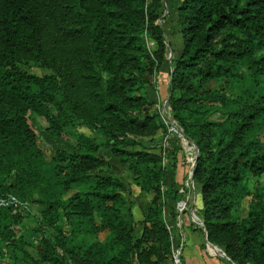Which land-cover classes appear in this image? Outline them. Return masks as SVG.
I'll use <instances>...</instances> for the list:
<instances>
[{"label": "trees", "instance_id": "obj_1", "mask_svg": "<svg viewBox=\"0 0 264 264\" xmlns=\"http://www.w3.org/2000/svg\"><path fill=\"white\" fill-rule=\"evenodd\" d=\"M164 2L182 39L169 60ZM27 62L44 71H27ZM168 63L170 116L198 148L193 179L207 240L236 264H264V183L250 188L246 180L264 173V92H224L233 79L243 86L258 79L264 88V0H0V248L28 245L23 258L31 264L170 257L163 216L170 191L162 189L157 150L168 124L148 97ZM34 115L53 136L70 126L89 132L48 156ZM179 139L169 135L174 150ZM100 147L125 170L100 171L108 163ZM130 183L150 195L139 220ZM37 188L46 198L36 200L38 213H25L26 225L8 197ZM247 195L246 213L235 215L234 203ZM82 226L105 239L76 240Z\"/></svg>", "mask_w": 264, "mask_h": 264}, {"label": "rangeland", "instance_id": "obj_2", "mask_svg": "<svg viewBox=\"0 0 264 264\" xmlns=\"http://www.w3.org/2000/svg\"><path fill=\"white\" fill-rule=\"evenodd\" d=\"M166 4L167 2L166 3L164 2L163 13H162L161 19L159 20H162V26H163L165 36H166V45H167L166 53H167V56L169 57L172 53L171 51L172 48L170 47L169 42L173 45H178V48H181L182 39H181L180 33L178 32V26L175 21V16L173 15V7H171L172 5L168 7L166 6ZM147 44L150 48H153L155 46V42L153 40H147ZM23 66L27 71L35 72L38 74L44 71L43 69L36 67L32 62H27L23 64ZM152 81L154 83V86H152L153 88H151V90L153 89L156 94L155 97H152V99H150L151 101H153V107L158 109V113L161 119L164 120L168 124V127L171 126L169 123V120H171L173 123H175L179 127V130L182 131L181 126L174 119L171 118L170 107L167 104V99L170 94L169 73H161L160 70L156 71L153 76ZM160 82L163 83L162 92L160 91V88H159ZM247 91H250V92L256 91L257 93H262L264 92V88L258 79L245 82V86H243L242 82H240L239 80L233 79L227 84V86L224 87V92L230 98H234V97L241 98L244 94H246ZM153 98L155 99L153 100ZM33 119H34V122L36 124L37 130L39 133L40 145L43 147L45 153L48 154V156L52 155V147H60V148L62 147L66 149H72L73 146L75 145L76 134L79 133V130H83L84 132H89L87 131L85 127H82V126L81 127L80 126H72V127L70 126V127H67L66 130L62 132L61 134H59L58 136H53L50 131H47L44 129V122L41 119V117L34 115ZM179 140H180V148H178V150H174L173 146L174 145L176 146V142L172 144L169 138H168V143L165 147L162 146L161 142L158 145L157 150L160 153V164L165 169L164 175L161 179L162 189L164 191H170L169 192L170 194L176 191L177 198L175 200L174 210L177 212H183L186 210H190L189 213L191 214L192 218H194V220L198 222V224L203 226V221H202L200 213L195 211L193 206L189 205L191 202L190 198L192 196V193L194 192V188L196 186L199 187V185L195 183L193 179V173H192L193 163L196 158L195 157L196 144L190 138L186 137L184 134L182 137H180ZM179 151L181 155L185 157L186 165L177 183L175 179H177V175L180 172L179 170H177V163L178 161L180 162L182 161L181 158L177 154ZM99 153H101L108 161L107 164L100 166V171H105L109 169L113 171L125 170V168L120 167V164H118V162L114 160V158L109 156L107 150L104 149L103 147L99 148ZM168 172H170L169 180H171L172 187H176V189L172 188L170 185L167 186L168 189H165V186L163 185L164 183L163 181L167 180L166 176ZM246 180L250 188H253L254 184L256 183L258 185H262L264 183V173H261L260 175H254V176L248 175ZM135 186L136 185H134L133 183H130L129 193L134 197V199H136V197H140L139 193L137 192L138 186H136L137 188ZM199 193H200V187H199L198 195ZM8 198H10L9 200L12 203H16L18 205L17 207L23 215L22 222L27 225L28 223L31 224V222H30V218L26 216L25 213H29L30 211L38 213L39 204L38 202H36V200L46 198V195L42 189L37 188L31 194H29L28 197L24 199L18 200L14 198L13 196H9ZM250 199H251V195L238 198L236 202L234 203L233 213L238 216H243L246 213ZM178 202L183 204V208L181 210H179L178 208L181 205V204L178 205ZM63 223H64L65 232L72 233L69 231L70 228H69L68 223L66 222H63ZM71 226L72 228H75L74 224H72ZM26 229L27 228L25 227V230ZM45 229L47 232H49L48 227H45ZM73 234L75 235V239L76 240L78 239L81 242H92L95 240L105 239V232H100L96 234L95 236H93L89 232H87L86 229H84V226L80 227V229L75 231ZM217 246H218L217 244L213 243V246L211 247H213L215 251L220 250V253H221V250L223 249L220 246H218L217 248ZM213 248L211 249L213 250ZM24 249H26L29 252H32L31 247L23 243H20V242H18L16 245L9 244L6 247H1L0 248V264H31L30 262L26 261L23 258ZM233 263L236 264L234 261ZM41 264H51V263L43 262Z\"/></svg>", "mask_w": 264, "mask_h": 264}, {"label": "crops", "instance_id": "obj_3", "mask_svg": "<svg viewBox=\"0 0 264 264\" xmlns=\"http://www.w3.org/2000/svg\"><path fill=\"white\" fill-rule=\"evenodd\" d=\"M171 45L172 53L177 54L180 48H178V45ZM167 58L169 60L170 56H167ZM169 64L170 63H168V69L165 68V66L160 69L161 73H168ZM162 84L163 83L160 82L159 88L161 92L163 90ZM148 94V97L150 99H152V97H155L156 95L153 89H150V92ZM154 99L155 98H153V100ZM177 154L182 160L181 162L178 161L177 163V170H179L180 172L178 173L177 179L175 180L178 183L179 177L182 175L185 169L186 160L185 157L181 155L180 151ZM169 174L170 172L167 173V180L163 181L165 189H168V185L172 187L171 180H169ZM172 188L176 189V187ZM137 192L139 193L140 197H136V199H134L131 194L129 195V197L133 201L132 212L134 218L136 220H139L141 219L146 206L149 204L150 195L139 191L138 188ZM198 192L199 187L196 186L190 198L191 202L189 205L193 206L194 210L199 213L202 206V201L201 194L199 193L198 195ZM174 193H169L167 194L168 196L164 197L165 204L163 207V216L167 226L170 229L171 249L173 250L176 247L181 248L182 264H234L233 261L225 255V252L223 250H221L220 253V250L215 251V249L211 247L213 246V243H208L204 227L198 224V222H196L194 218H192L191 214L189 213L190 210H186L183 212H177L174 210V204L177 198L176 191ZM211 248H213V250ZM159 264L173 263L171 261V257L168 256Z\"/></svg>", "mask_w": 264, "mask_h": 264}, {"label": "built area", "instance_id": "obj_4", "mask_svg": "<svg viewBox=\"0 0 264 264\" xmlns=\"http://www.w3.org/2000/svg\"><path fill=\"white\" fill-rule=\"evenodd\" d=\"M166 104V103H165ZM169 123L171 126L168 127V131L167 134L163 137L162 139V146L165 147L168 143V138L170 134H176L179 137L183 136L182 131L179 130V128L177 127V125L175 123H173L171 120H169ZM0 203H5V201L3 199H0ZM181 203L178 202V205H180ZM179 210H181L183 208V204H181L179 207ZM171 257V261L173 264H182L181 261V248L180 247H176L171 251L170 254Z\"/></svg>", "mask_w": 264, "mask_h": 264}, {"label": "water", "instance_id": "obj_5", "mask_svg": "<svg viewBox=\"0 0 264 264\" xmlns=\"http://www.w3.org/2000/svg\"><path fill=\"white\" fill-rule=\"evenodd\" d=\"M178 127V126H177ZM179 128V127H178ZM197 154H198V148H197V146H196V155H195V157L197 156ZM194 167H195V160H194V163H193V167H192V173H193V170H194ZM202 222V221H201ZM208 243H210L209 241H208ZM211 244V243H210Z\"/></svg>", "mask_w": 264, "mask_h": 264}]
</instances>
